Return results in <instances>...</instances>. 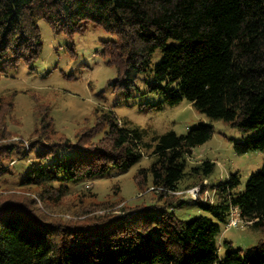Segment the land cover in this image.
<instances>
[{"label":"trees","instance_id":"16d2710c","mask_svg":"<svg viewBox=\"0 0 264 264\" xmlns=\"http://www.w3.org/2000/svg\"><path fill=\"white\" fill-rule=\"evenodd\" d=\"M39 20L67 35L88 23L110 33L101 55L116 69L113 92L129 97L137 78L151 73L164 85L148 92L162 93L168 104L186 99L242 132L260 128L234 148L264 151V0H0V65H31L38 58ZM157 49L161 56L152 65ZM13 95L0 96V179L12 175L15 159L40 150L36 164L15 176L16 187L25 191L3 194L15 187H0V264H264V239L249 253L223 240L222 256L217 242L231 207L249 222L245 226L263 224L264 164L243 189L237 174L212 185V202L196 201L211 217L184 221L171 210L186 189L206 188L213 163L187 169L185 156L211 137V126L200 123L185 134L170 130L146 143L113 110L97 109L93 124H83L72 141L41 104L35 128L23 139L7 126ZM146 149L150 164L139 167L133 180L140 195L155 193V203L115 209L121 202L113 195L85 201V193L74 194L72 187L111 167L129 169ZM119 186H112L113 194Z\"/></svg>","mask_w":264,"mask_h":264},{"label":"rangeland","instance_id":"374dc122","mask_svg":"<svg viewBox=\"0 0 264 264\" xmlns=\"http://www.w3.org/2000/svg\"><path fill=\"white\" fill-rule=\"evenodd\" d=\"M38 26L42 39V50L38 58L31 65L20 63L13 68L0 65V96L14 93L13 110L6 120L8 128L15 135L23 139L29 137L37 123L36 106L41 104L49 106L55 128L72 141L83 124H93L95 110L111 109L122 126L138 129L142 133V141L146 143H153L156 136L170 130L185 134L200 123L211 126V137L194 146L191 153L185 156L187 169L203 161L213 163V171L204 181V190L208 191L212 185L226 180L232 174H237L240 188L243 189L247 179L264 164V151L239 153L234 148L236 142L258 136L260 128L242 132L222 119L211 118L199 112L186 99L174 104L165 103L162 93L148 92L151 85H164L162 82H155L151 73L137 78L136 89L131 96L113 92L111 85L116 80V69L107 64V58L101 55L102 42L112 39L113 36L102 28L88 23L82 32L67 35L53 31L44 20H39ZM160 56L161 51L157 49L152 65L159 61ZM146 103L161 104V107L155 109ZM12 139H17V136ZM39 150L34 148L27 159L9 162V165L12 163L9 168L13 173L10 177L0 179V187L6 190L15 189L1 190L3 194H21L25 191L16 187L15 176L20 170H28L31 162L36 164L35 154ZM147 150V154L127 170L111 167L105 175L91 177L72 187L74 194L79 191L85 193V201L101 200L108 194L113 195V198L121 202L115 209L124 203H155L152 198L155 193L140 195L141 192L133 180L139 167L150 164L151 158ZM116 183L120 186L113 194L112 186ZM90 191L96 195L92 196ZM208 193L211 197L212 192L209 190ZM181 200L180 204L174 203L171 208L176 217L184 221L199 215L211 217L188 194H183ZM160 209L161 206L155 208L157 212ZM262 239L264 222L257 227H228L221 224V232L217 235L219 254L222 256L225 250L221 244L223 240L230 241L233 249L240 248L244 253H249Z\"/></svg>","mask_w":264,"mask_h":264},{"label":"built area","instance_id":"2783aa9c","mask_svg":"<svg viewBox=\"0 0 264 264\" xmlns=\"http://www.w3.org/2000/svg\"><path fill=\"white\" fill-rule=\"evenodd\" d=\"M208 191L203 190L199 185H195L183 191V194H188L195 201L212 202L213 192H212V196L210 197ZM177 193H181V192H177ZM248 223L249 222H246L240 218L238 209L236 207L230 208L229 216L226 223L228 227H232V226L244 227Z\"/></svg>","mask_w":264,"mask_h":264}]
</instances>
